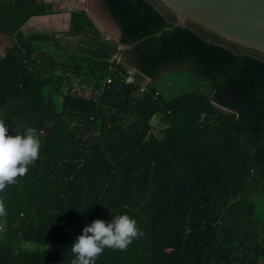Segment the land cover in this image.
Instances as JSON below:
<instances>
[{"label": "trees", "instance_id": "1", "mask_svg": "<svg viewBox=\"0 0 264 264\" xmlns=\"http://www.w3.org/2000/svg\"><path fill=\"white\" fill-rule=\"evenodd\" d=\"M101 1L117 42L81 9L64 32L24 33L53 4L0 0V119L41 142L0 192V264H71L86 226L124 214L143 236L96 264L264 263V60L164 29L173 21L148 0ZM129 68L145 91L124 82Z\"/></svg>", "mask_w": 264, "mask_h": 264}, {"label": "water", "instance_id": "2", "mask_svg": "<svg viewBox=\"0 0 264 264\" xmlns=\"http://www.w3.org/2000/svg\"><path fill=\"white\" fill-rule=\"evenodd\" d=\"M38 1L51 2L55 11L61 6L58 0ZM148 1L167 19L173 21L171 27L167 26L164 29L187 26L212 43L229 48L238 54H250L264 60V0ZM70 6L69 10H85L96 28L100 29L84 7ZM119 46L126 49L131 45Z\"/></svg>", "mask_w": 264, "mask_h": 264}, {"label": "clouds", "instance_id": "3", "mask_svg": "<svg viewBox=\"0 0 264 264\" xmlns=\"http://www.w3.org/2000/svg\"><path fill=\"white\" fill-rule=\"evenodd\" d=\"M8 126L0 119V192L27 175L29 167L39 159L41 142L37 132L28 128L24 135H9ZM4 202L0 200V217L6 216ZM143 236L135 219L117 215L110 223L95 220L83 229L71 247L75 258L71 264H96L105 249L127 251Z\"/></svg>", "mask_w": 264, "mask_h": 264}, {"label": "rangeland", "instance_id": "4", "mask_svg": "<svg viewBox=\"0 0 264 264\" xmlns=\"http://www.w3.org/2000/svg\"><path fill=\"white\" fill-rule=\"evenodd\" d=\"M61 3L60 9L53 14H49L43 18H36L29 20L24 27V31L27 33L33 32H64L69 28V9L70 5H73L74 8L77 6L84 7L87 12L92 16L97 26L100 28V33L109 38V40L117 42L119 40V33L117 29V25L111 19L109 13L107 12L105 6L103 5L101 0H58ZM79 40L78 36L69 37L68 45L75 46L77 41ZM10 45V41L7 36L0 37V53H3L5 47ZM120 47V46H119ZM171 71H176V68H170ZM182 72H169L168 70L163 71L162 80L169 81H181L182 80ZM183 81V80H182ZM182 85V84H181ZM191 84L187 81L184 82L185 88L190 86ZM89 89L81 88L77 86L76 92L78 93H86ZM87 94V93H86ZM157 119H153V124H156Z\"/></svg>", "mask_w": 264, "mask_h": 264}, {"label": "built area", "instance_id": "5", "mask_svg": "<svg viewBox=\"0 0 264 264\" xmlns=\"http://www.w3.org/2000/svg\"><path fill=\"white\" fill-rule=\"evenodd\" d=\"M120 56L115 54L114 58L118 59ZM124 82L128 83V84H135L138 83L139 81V91L143 92L146 90V85L148 84V82L150 81V79L144 75H141L140 78L138 79V77L135 74V69L134 68H129L126 70L125 73L122 74ZM108 83L111 81L110 78H107L106 80ZM158 92H155V96H157ZM264 264V263H262Z\"/></svg>", "mask_w": 264, "mask_h": 264}, {"label": "crops", "instance_id": "6", "mask_svg": "<svg viewBox=\"0 0 264 264\" xmlns=\"http://www.w3.org/2000/svg\"><path fill=\"white\" fill-rule=\"evenodd\" d=\"M46 16H47V15L33 16V17H31L29 20H31V19H36V18L39 19V18H43V17H46ZM69 19H70V13H69ZM111 19H112V18H111ZM29 20H28V21H29ZM28 21H27V22H28ZM27 22H26V23H27ZM24 27H25V25L22 27V31H23L24 33H27V32L24 31ZM117 29H118V27H117ZM117 31H118L119 36H120L119 29H118ZM2 36H3V35H1L0 37H2ZM4 36H5V35H4ZM5 48H6V47H5Z\"/></svg>", "mask_w": 264, "mask_h": 264}]
</instances>
